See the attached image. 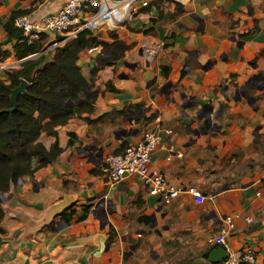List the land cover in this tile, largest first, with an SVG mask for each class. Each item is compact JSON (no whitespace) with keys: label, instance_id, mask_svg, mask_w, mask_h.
Here are the masks:
<instances>
[{"label":"crops","instance_id":"obj_1","mask_svg":"<svg viewBox=\"0 0 264 264\" xmlns=\"http://www.w3.org/2000/svg\"><path fill=\"white\" fill-rule=\"evenodd\" d=\"M67 1L0 0V52L9 54L0 57V80L24 63L5 25L15 15L41 20ZM138 9L125 21L122 4L116 22L94 29L104 44L116 37L129 45L123 57L101 66L116 54L103 45L80 54L84 76L100 90L95 111L58 128L57 137L44 134L48 151L56 142L61 149L56 162L3 197L0 264H212L221 247L210 240L228 217L235 218L231 247L251 248L255 264H264V0H150ZM46 38L44 48L58 41ZM151 129L171 131L165 142L175 153L152 160L182 190L169 205L137 178L110 186L101 171ZM69 209L77 214L66 224L59 215Z\"/></svg>","mask_w":264,"mask_h":264},{"label":"trees","instance_id":"obj_2","mask_svg":"<svg viewBox=\"0 0 264 264\" xmlns=\"http://www.w3.org/2000/svg\"><path fill=\"white\" fill-rule=\"evenodd\" d=\"M16 17L5 25L9 41H14L16 58L25 60L39 55L45 47L46 36L32 45L23 42L22 31L14 24ZM100 45L105 50L113 47L116 51L109 59L102 57L101 66L120 59L131 48L116 37L112 45L104 44L94 31L85 30L52 53L37 56L20 68L5 71V78L0 80V224L6 214L3 197L10 192L12 185L56 162L61 152L57 142L48 151L41 143V137L44 134L57 137L58 128L75 118L94 113L100 90L95 89L92 81L84 76L78 62L83 51ZM8 55L0 52L3 59ZM97 70L92 71V76ZM22 80L28 82L27 91L19 96L18 109L8 113L6 111L12 109V91ZM107 89L116 91L111 83L107 84ZM89 210L85 209L80 220L87 218ZM76 214V210L69 209L59 216L64 223L71 224ZM114 239L115 233L111 230L108 248Z\"/></svg>","mask_w":264,"mask_h":264},{"label":"built area","instance_id":"obj_3","mask_svg":"<svg viewBox=\"0 0 264 264\" xmlns=\"http://www.w3.org/2000/svg\"><path fill=\"white\" fill-rule=\"evenodd\" d=\"M34 1L39 5H47L55 0ZM122 4L128 6L124 14L126 21L139 10V4L148 7L150 0H68L58 13L48 15L41 20H34L24 14L17 17L14 24L22 31V41L29 45L40 42L43 36L53 34L60 41L59 46H63L85 30L94 31L105 21L116 22ZM91 13L93 15H90ZM98 49L99 46H96L90 49V52ZM170 134L169 129L148 130L139 142L130 144L120 154L109 156L101 171L110 186H115L126 178H137L151 196L160 198V203L169 205L178 199L182 190L170 185L166 177L152 167L153 156L156 153L160 151L175 153V148L165 142V135ZM178 157H182V154H178ZM190 193L198 203L205 202V198L197 190L191 189ZM234 219V217L226 218L223 221L225 225L219 230L218 235L210 240V243L220 246L226 252V258L219 264H255V256L251 248L233 249L227 241L235 229ZM252 222V219H248V223Z\"/></svg>","mask_w":264,"mask_h":264},{"label":"water","instance_id":"obj_4","mask_svg":"<svg viewBox=\"0 0 264 264\" xmlns=\"http://www.w3.org/2000/svg\"><path fill=\"white\" fill-rule=\"evenodd\" d=\"M59 42L60 41H56L55 43H52L50 45H48L46 48L43 49V51L39 54V55H35L32 57H29L25 60H23L22 62H27L37 56L43 55V54H50L52 53L56 47L59 46ZM147 68H150V62H146ZM151 74H149V77L151 78ZM156 82V80H154V83ZM28 88V82L25 80L21 81V84L12 91V95H11V104H12V109L6 111L8 113H14L17 109H18V98L21 94L26 93ZM211 119H208L207 121H205V125L204 128H209L211 125ZM102 202H99L98 205L96 206V208H99V205ZM226 258V252L224 249L219 248L216 251H214L211 255H210V261L212 264H219L222 260H224Z\"/></svg>","mask_w":264,"mask_h":264},{"label":"rangeland","instance_id":"obj_5","mask_svg":"<svg viewBox=\"0 0 264 264\" xmlns=\"http://www.w3.org/2000/svg\"><path fill=\"white\" fill-rule=\"evenodd\" d=\"M23 61V60H22Z\"/></svg>","mask_w":264,"mask_h":264}]
</instances>
